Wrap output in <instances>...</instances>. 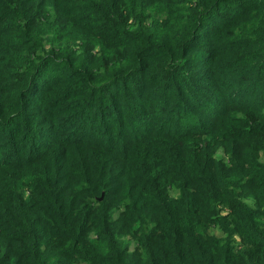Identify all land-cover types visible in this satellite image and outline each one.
Instances as JSON below:
<instances>
[{
	"label": "trees",
	"instance_id": "obj_1",
	"mask_svg": "<svg viewBox=\"0 0 264 264\" xmlns=\"http://www.w3.org/2000/svg\"><path fill=\"white\" fill-rule=\"evenodd\" d=\"M242 259L264 264V0H0V264Z\"/></svg>",
	"mask_w": 264,
	"mask_h": 264
},
{
	"label": "rangeland",
	"instance_id": "obj_2",
	"mask_svg": "<svg viewBox=\"0 0 264 264\" xmlns=\"http://www.w3.org/2000/svg\"><path fill=\"white\" fill-rule=\"evenodd\" d=\"M207 28L211 29V27H207ZM212 34H213L212 31H207L205 29V32H203L201 36H205L206 35V37L209 38V37L212 36ZM53 68H54L53 64L47 65L46 71L43 73V76H42L43 77V81L53 80L56 77V74H50V72H51V70ZM60 69H61L60 67L59 68L56 67V71L60 70ZM40 81H41L42 86H43L44 84H43L42 79H40ZM41 83L39 84V87L41 86ZM70 87H71V85L68 84V83H65L64 80H62L61 82L56 83V84H54L52 86V88H51V90H50V92L48 94V98L46 97L47 99H45L43 101V103L40 105V107L38 109H35L36 112H34V113L36 114V117H37L38 121L40 122L38 124V126L44 125V128H45L47 125L53 124L56 120H58L59 117L57 115H54L55 114L54 112H58L57 109H59L58 108L59 106H61V105L64 106L63 101H62V97H63L64 92L67 89H69ZM114 89H117L118 91H121V90H119L120 88L118 86L113 87V90ZM41 91H42V89L38 92V95H39V93ZM159 98H160V96H159ZM56 100L59 101V104H58L59 106L55 105V101ZM124 103L125 102H121L120 105L122 106V105H124ZM69 108L70 107H66V112H67V109H69ZM52 111H53V113H52ZM183 116L186 117V118L184 119L183 117H181V120L179 118H177V121L179 123H181V124L186 123V122L189 121L187 119L189 116H186V115H183ZM138 121L139 120L136 119L134 121V123H133V126L141 127L142 125L140 126V124H136V122H138ZM37 132L38 131H36V133ZM53 132L60 133V132H62V130L60 128H58V127H54L53 128ZM42 134L44 136V139H49L50 138V136H47V132L45 133V131H44V132H42ZM102 197H103V195H101L99 199H102ZM212 231L215 232L218 235H221V231L219 229H217V228H214ZM242 263L245 264V260L242 259Z\"/></svg>",
	"mask_w": 264,
	"mask_h": 264
}]
</instances>
